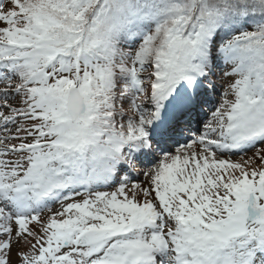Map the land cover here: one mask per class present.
Segmentation results:
<instances>
[{"label":"snow or ice","instance_id":"obj_1","mask_svg":"<svg viewBox=\"0 0 264 264\" xmlns=\"http://www.w3.org/2000/svg\"><path fill=\"white\" fill-rule=\"evenodd\" d=\"M0 264H264V0H0Z\"/></svg>","mask_w":264,"mask_h":264},{"label":"rangeland","instance_id":"obj_2","mask_svg":"<svg viewBox=\"0 0 264 264\" xmlns=\"http://www.w3.org/2000/svg\"><path fill=\"white\" fill-rule=\"evenodd\" d=\"M221 75H222V73H221ZM213 78H214L213 80H215L217 82V84H218L217 92L213 94V98L215 99V102L216 103H219V96L223 92V87L222 86H219V85H221L222 82L220 81V79H219L218 76L217 77H213ZM202 123H203V121L201 122V125H202ZM249 155H251V153H249ZM238 156H239V154L233 155L231 158L233 160H236V159H238ZM138 179L140 181H143L144 180V177L141 175V176L138 177ZM13 259L15 260V248L13 250Z\"/></svg>","mask_w":264,"mask_h":264}]
</instances>
